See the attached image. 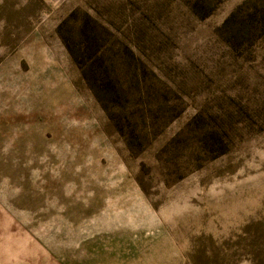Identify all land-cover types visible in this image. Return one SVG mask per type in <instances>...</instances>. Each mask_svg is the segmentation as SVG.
Segmentation results:
<instances>
[{"label":"rangeland","instance_id":"rangeland-1","mask_svg":"<svg viewBox=\"0 0 264 264\" xmlns=\"http://www.w3.org/2000/svg\"><path fill=\"white\" fill-rule=\"evenodd\" d=\"M0 264H264V0H0Z\"/></svg>","mask_w":264,"mask_h":264}]
</instances>
